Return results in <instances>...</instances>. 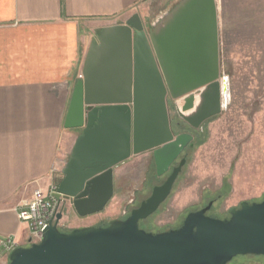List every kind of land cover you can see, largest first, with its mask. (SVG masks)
Returning <instances> with one entry per match:
<instances>
[{
    "label": "water",
    "instance_id": "95a60500",
    "mask_svg": "<svg viewBox=\"0 0 264 264\" xmlns=\"http://www.w3.org/2000/svg\"><path fill=\"white\" fill-rule=\"evenodd\" d=\"M163 21L146 31L134 14L124 24L97 28L89 44L64 119L65 128L80 133L57 186L81 217L104 209L113 195V168L132 155L151 151L157 174L163 173L190 138L174 135L167 99L187 118L184 103L216 82L215 0H181ZM221 80L224 107L229 88ZM184 163L125 218L69 231L51 224L39 242L14 247L7 264H228L236 256H264V196L229 207L223 218L207 214L209 201L177 228L139 227L170 194Z\"/></svg>",
    "mask_w": 264,
    "mask_h": 264
},
{
    "label": "crops",
    "instance_id": "0c3cea01",
    "mask_svg": "<svg viewBox=\"0 0 264 264\" xmlns=\"http://www.w3.org/2000/svg\"><path fill=\"white\" fill-rule=\"evenodd\" d=\"M180 1L0 0V237L13 235L24 246L28 225L18 220L17 210L34 189L58 186L63 178L80 133L65 128L64 119L95 30L124 24L134 14L152 30ZM143 154L151 155H132L125 166ZM122 167L113 168L105 215L124 202L130 182ZM73 211L66 200L62 224ZM7 256L0 245V264H7Z\"/></svg>",
    "mask_w": 264,
    "mask_h": 264
},
{
    "label": "rangeland",
    "instance_id": "374dc122",
    "mask_svg": "<svg viewBox=\"0 0 264 264\" xmlns=\"http://www.w3.org/2000/svg\"><path fill=\"white\" fill-rule=\"evenodd\" d=\"M215 5L218 73L228 81V101L220 114L204 123L202 131L190 128L169 103L174 131L192 132L194 148L165 201L139 221V227L148 232L179 227L188 212L209 201L212 205L207 214L223 218L229 207H238L244 200L260 201L264 196V0H215ZM118 165L130 182L122 193L121 207L105 215V206L84 218L73 211L62 231L125 218L166 178L156 174L147 154L134 163ZM228 264H264V256H236Z\"/></svg>",
    "mask_w": 264,
    "mask_h": 264
},
{
    "label": "built area",
    "instance_id": "2783aa9c",
    "mask_svg": "<svg viewBox=\"0 0 264 264\" xmlns=\"http://www.w3.org/2000/svg\"><path fill=\"white\" fill-rule=\"evenodd\" d=\"M65 201L63 195L57 193V186L55 185L45 189L36 188L33 190L32 197L26 200L16 212L18 220L28 225L24 246L39 242L45 229L51 224H56L61 228L62 218L57 219V214L60 212L63 214ZM0 245L7 254L14 247L21 246L13 235L0 237Z\"/></svg>",
    "mask_w": 264,
    "mask_h": 264
},
{
    "label": "flooded vegetation",
    "instance_id": "af4514ba",
    "mask_svg": "<svg viewBox=\"0 0 264 264\" xmlns=\"http://www.w3.org/2000/svg\"><path fill=\"white\" fill-rule=\"evenodd\" d=\"M217 69H218V63H217ZM207 88H208V90H207ZM207 88L204 91H202L199 95L194 96V98L188 99V101L186 103H184L185 106H189V108H188L189 109V111H188L189 115H187L188 116L187 118H182L178 114L179 117L182 118V120L185 121V123L188 124L189 127L192 128L194 131H196V130L202 131L204 123L207 122V120H209V119L217 116L218 114H220V111L223 108L224 96H223L222 90H221L222 80L219 76V73H218V77L216 78V82H214L212 84V86L207 87ZM170 102L172 103V106H174V108H175V103H174L175 101L168 98L167 99L168 113H169V103ZM180 104L182 105L183 103H180ZM215 111H217V112L213 113ZM169 120H170V127H171L174 135L179 134V133H183V134H188L190 136V138L186 137L184 139V142H186V143H185L184 148L180 152V154L171 162L169 167L163 173L160 174V175H166V177L171 173L172 169L179 164L180 160L184 158L185 163L181 167L180 172L182 171L184 165L187 162V154H188L189 150H193V148H194V135L192 134V132H188V131L175 132L173 129V126H172L173 121H172L171 115H169ZM148 153L151 154L150 156L152 159V163L154 164L155 172L157 174V169L155 166L153 153L151 151H148ZM180 172H179V174H180ZM74 213L78 218H84V217L90 216V215H87V216L81 217V216L77 215L75 211H74ZM107 222H108V220H107ZM107 222L102 224V225H107ZM96 226H98V225H96Z\"/></svg>",
    "mask_w": 264,
    "mask_h": 264
},
{
    "label": "trees",
    "instance_id": "16d2710c",
    "mask_svg": "<svg viewBox=\"0 0 264 264\" xmlns=\"http://www.w3.org/2000/svg\"><path fill=\"white\" fill-rule=\"evenodd\" d=\"M243 256V255H242ZM245 256V255H244Z\"/></svg>",
    "mask_w": 264,
    "mask_h": 264
}]
</instances>
